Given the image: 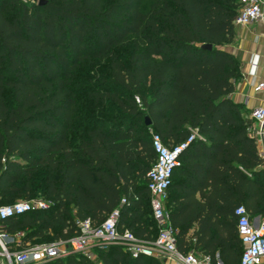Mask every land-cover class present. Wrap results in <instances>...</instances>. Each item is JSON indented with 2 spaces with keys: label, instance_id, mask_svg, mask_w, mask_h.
Here are the masks:
<instances>
[{
  "label": "trees",
  "instance_id": "1",
  "mask_svg": "<svg viewBox=\"0 0 264 264\" xmlns=\"http://www.w3.org/2000/svg\"><path fill=\"white\" fill-rule=\"evenodd\" d=\"M241 9V0H0V206L51 204L1 231L68 240L78 222L97 227L119 209L121 232L154 242L152 133L167 146L196 133L165 203L177 248L239 264L235 210L264 220V159L229 99L241 71L225 47ZM50 264L160 262L112 246L96 262Z\"/></svg>",
  "mask_w": 264,
  "mask_h": 264
},
{
  "label": "built area",
  "instance_id": "2",
  "mask_svg": "<svg viewBox=\"0 0 264 264\" xmlns=\"http://www.w3.org/2000/svg\"><path fill=\"white\" fill-rule=\"evenodd\" d=\"M241 3L242 9L234 22L236 27L264 23V0H241ZM253 89L255 93L264 95V82H257ZM250 120L252 125L249 127V135L256 140L260 156L264 159V106L253 109ZM196 137V133H193L184 142L167 146L157 134L152 133L156 161L147 174V189L152 215L158 229L154 242L139 239L129 231L121 232V213L116 209L100 226H93L89 220L78 222V234L68 240L31 243L25 240L24 232L10 235L0 229V264H50L71 256H83L96 262L98 252L112 246L122 247L134 259H158L160 255H164L175 264H213L208 256H201L193 251L182 254L178 250L177 231L171 225L165 206L175 171L180 165V158L191 147ZM124 203L123 200L122 204ZM50 209L51 204L42 199L17 201L11 205L0 206V228L2 223L10 218ZM235 217L243 247L239 264H264V220L251 217L244 206L235 210ZM217 264H223L219 257Z\"/></svg>",
  "mask_w": 264,
  "mask_h": 264
},
{
  "label": "crops",
  "instance_id": "3",
  "mask_svg": "<svg viewBox=\"0 0 264 264\" xmlns=\"http://www.w3.org/2000/svg\"><path fill=\"white\" fill-rule=\"evenodd\" d=\"M225 49L239 60L241 71V77L235 84V92L229 99L242 105L246 112L245 118L250 119L253 109L264 106V95L255 93L253 89L257 82H264V23L236 27L235 41ZM258 151L260 152L259 146ZM167 264L175 263L168 260Z\"/></svg>",
  "mask_w": 264,
  "mask_h": 264
},
{
  "label": "rangeland",
  "instance_id": "4",
  "mask_svg": "<svg viewBox=\"0 0 264 264\" xmlns=\"http://www.w3.org/2000/svg\"><path fill=\"white\" fill-rule=\"evenodd\" d=\"M23 1H32V0H23ZM6 204H9V203H6ZM158 259H159L160 264H167L168 262L167 258L164 255H160Z\"/></svg>",
  "mask_w": 264,
  "mask_h": 264
},
{
  "label": "water",
  "instance_id": "5",
  "mask_svg": "<svg viewBox=\"0 0 264 264\" xmlns=\"http://www.w3.org/2000/svg\"><path fill=\"white\" fill-rule=\"evenodd\" d=\"M205 48H207V49H211L212 46H211V45H208V46H206ZM145 123H146V126H147V127H150V126L152 125V122H151L149 116H146V117H145Z\"/></svg>",
  "mask_w": 264,
  "mask_h": 264
}]
</instances>
